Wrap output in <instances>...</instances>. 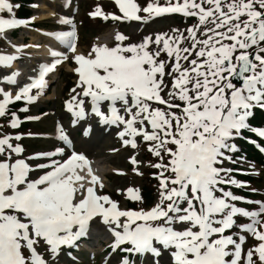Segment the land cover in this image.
I'll return each mask as SVG.
<instances>
[{
    "label": "snow or ice",
    "instance_id": "obj_1",
    "mask_svg": "<svg viewBox=\"0 0 264 264\" xmlns=\"http://www.w3.org/2000/svg\"><path fill=\"white\" fill-rule=\"evenodd\" d=\"M113 3L120 15L96 6L90 18L146 24L179 14L197 23L184 32L173 29L132 44L117 33L115 46L94 44L85 54L78 52L73 20L61 17L58 23L71 30L47 35L66 52L49 49L52 62L41 64L22 87L18 71L0 75V85L14 86H0V120L12 130L40 120L21 119L18 113L27 114L29 107L13 111V106L33 104L47 87L46 76L72 53L77 80L65 102L71 127L91 114L101 126L119 129L123 147L147 144L157 158L150 166L158 170L153 174L158 202L150 209H121L117 201L98 194L103 184L59 122L54 135L61 146L50 151L25 154V134H0V264H53L64 248L78 246L97 218L113 238V252L159 257V245L170 251L172 264H264V201L235 194L232 188L248 185L223 166L236 162L229 154L240 150L235 141L245 131L264 139V129L249 123L256 109L264 110V0ZM19 7L0 0V38L31 23L15 17ZM13 47V54L0 53V69H11L19 59L23 48ZM91 130L89 125L82 133L87 137ZM128 159L133 171L143 175L141 162ZM126 198L143 203L139 189L128 188ZM241 217L248 222L238 223ZM249 239L254 243L248 245Z\"/></svg>",
    "mask_w": 264,
    "mask_h": 264
},
{
    "label": "rangeland",
    "instance_id": "obj_2",
    "mask_svg": "<svg viewBox=\"0 0 264 264\" xmlns=\"http://www.w3.org/2000/svg\"><path fill=\"white\" fill-rule=\"evenodd\" d=\"M60 2L61 0H31V4H34L35 6L40 7L43 5L45 8H48L49 6L53 8V12L55 14L53 13L54 15L52 16V19L49 20L47 24L45 23L40 24L42 26L49 28L50 27L58 28V25L56 24L58 21L57 14H66L71 16L73 15L72 10L78 9L75 18L76 19L75 27L78 34V47L85 54L90 50V48L94 44L97 45L102 44L110 47L115 42V35H116L115 32L117 31L118 28H120L121 30H119L117 33L123 34L126 37H128V40L125 41V43L132 44V43H139L144 39V37L154 36L157 33L171 34L173 29H179L181 32H184L185 29L192 27L194 24L197 23L195 18L183 17L179 14H172L169 16H165L163 18H155L150 23H146V24L141 21L139 22L128 21L129 22L128 25H123V24L117 25L111 23L110 24L105 23L102 25V23L94 21V23L96 24L92 26V24H90V21L89 20L86 21V19L84 18V14H85L84 11L86 10V8L87 7L89 8L91 6L92 7L100 6L102 7L104 12H107V14L115 13L116 15H120L118 9L116 8L112 0H68V2H70L68 13L66 12L59 13L56 11V7L58 6V4H60ZM137 2L141 6H145L149 2V0H137ZM16 4H18V2ZM33 6H31V10H29L31 14L33 15L39 14L41 9L37 10ZM141 15L144 14L141 13ZM30 20H34V18H31ZM63 27L67 28L69 26L65 25ZM24 35H27L28 39L22 41L20 37H23ZM30 35L32 34H30L29 32L24 33L22 31H18L15 34H13L12 38L8 37L7 34L5 35L4 38H0V53L13 54L14 53L13 46L23 48V52L18 54L19 59L16 62V64L17 63L21 64V71H23L22 74L20 75L21 78L20 80H24V78H26L27 75H29V73L33 71L32 69L33 63L37 61L36 58H39L41 56V51L40 49L37 48L39 47V41L41 38L36 37L34 35H32L34 37L32 38L30 37ZM29 43L34 44L33 48L35 50L28 46ZM116 43L117 42H115L113 45L115 46ZM79 48L78 50H80ZM64 52H66V49L64 50ZM67 56L68 59L65 62H63L57 69L58 78L56 77L55 80H53L48 95L43 97V99H41L40 102L28 105L30 109L28 114L30 116H39L41 117V119L37 121H32L29 125L22 124L20 130L19 129L12 130L7 127L4 120H0V134H22L29 132L39 134L36 138L26 137L22 141V144L26 149L25 154H31L40 151H50L57 146H61V143H59L58 140L54 138L55 137L54 129L57 125V122L61 123L65 128V130L69 132L70 137L74 143L75 151L87 155L88 157H91L90 159H93L91 161L92 163L91 167L93 173L100 179L101 183L103 184V188L102 189L100 188L101 192H98V194L109 196L112 200L117 201L119 203L120 208L123 209L126 207V203L129 202L127 201L129 199L126 198V190L128 188L139 189L142 185L146 183V178L153 177L152 174H154L158 170L152 168L150 165L152 163H156L157 158L154 157L147 150V148L143 150L142 146H140V143L138 149L135 150L131 148L123 147L122 142L120 141L118 136H116L112 140L104 141V143H102V145L99 146L100 148H98L104 151L105 153H107V156L109 157L97 156L93 158V155H95L94 154L95 151L97 152L98 150L94 149L90 151L89 147L92 144V142H94L96 139L99 138L98 133L93 132L94 131L93 129L91 130L90 135L85 137L82 133V129L87 128L89 125L91 126L92 129L96 125L98 130L99 129H102V131L106 130L105 134H111L112 132H115L117 128L116 127L108 128L98 125L99 123L97 121V118H95L91 114H89V116L84 121H82L77 127L75 128L71 127V123H70L71 119L68 118V115L65 113L66 112L65 102L69 100L72 95L71 89L75 86L77 77L73 72V68H75L76 66L72 61V53L67 52ZM161 58H166V57L162 56ZM8 70L10 71V69H0V75L5 74ZM71 71L73 72V74ZM4 87H6V90H12L14 86L4 85ZM16 104L19 107L20 105L19 102H17ZM16 108L17 107L14 105L12 110L14 111ZM39 108H43L44 110V113L42 115H39V112H37ZM262 112H264V110H262ZM44 134L50 136L53 139L49 138L48 141L41 140L45 138L43 137ZM140 142L144 143L143 141ZM96 143L100 145V143L98 142ZM144 151L150 154L148 161L146 160L143 161L142 153H144ZM132 156H135L137 160L141 162L139 171L142 172L143 175H137L133 171V165L129 163V159H128L129 157ZM237 164L239 165H235V163H229L228 161H225L223 166L226 168L233 169L234 172L236 170H240L243 172L242 174L247 173L246 175H250V177H248L250 178V181L246 183L248 187L241 189L245 191L244 194L249 195L248 196L249 198H247L248 200L264 201V165H255L252 164L251 162L245 163L243 161H239V163ZM117 170L123 172L124 175H120V177L113 175L112 171H115L117 173ZM102 176L104 177L107 176V179L102 178ZM118 178H120V180L116 181V179ZM253 189H255V191H253ZM151 201L152 202H150V204H147L145 206L140 204L141 206L139 207L144 209H150L151 207H153L158 202V192L152 196ZM238 206L244 207L248 210H254L257 207L255 204H239ZM237 222L247 223L248 221L245 218L241 217L238 218ZM99 223L100 222L98 218L91 222L90 230L87 233V236L90 237V242L84 239L85 242L83 246L80 247L78 245L75 248H71L72 250H74V252H71L70 258L66 255V253L67 250H71V249L64 248L60 256L57 258V261L53 262V264H117L119 261L120 264H122L123 259L119 258V255H117L118 250L115 254L114 252L111 253L109 252V254H106L108 250L107 249L106 251L104 250L103 253L101 252L96 255H91L94 252L96 253L100 251L98 245L94 246L96 240L101 242L108 241L109 236H107V230L105 228V225ZM253 243L254 241H252L251 239L248 240V245H251ZM248 245H246L245 248H247ZM83 247L87 248L90 254L84 253L83 250L80 251L81 248ZM157 247L161 251V255L159 257H154L151 254H144V255L131 254L127 256V258L132 259L131 256L133 255L134 257L136 256L137 260L133 257L134 263L131 264H168L167 261H169L168 255L171 254L170 251L167 249H163V247L159 245ZM41 252L45 254L47 258V253L45 248H42Z\"/></svg>",
    "mask_w": 264,
    "mask_h": 264
},
{
    "label": "trees",
    "instance_id": "obj_3",
    "mask_svg": "<svg viewBox=\"0 0 264 264\" xmlns=\"http://www.w3.org/2000/svg\"><path fill=\"white\" fill-rule=\"evenodd\" d=\"M16 13L18 15L27 16L28 10L25 9L24 7L20 6V8H18V10H17ZM251 118L252 119L250 120V122L252 124H254V125L256 124V125H259V126L264 127V115L263 114H261L260 112H258V111L255 110L254 115ZM235 143L238 145V147H239L240 150L238 152H236L235 154H231V153L229 154V155H232L233 156V159L234 158H237V157H242V159L245 158V160L253 161V162L259 163V164H261L263 162V160L259 157V155L257 154V152H254V150L251 147H249L248 145L244 144L239 139H237L235 141ZM143 156L146 157L147 160H149V156H147L146 154L143 155ZM235 178H236V176H235ZM238 179L239 180H242V181H244V180H250V178H247V177L245 178L243 176H239ZM157 186H158V182H157L156 179H154L153 177L152 178H147L146 185H143L139 189L140 192H141V195L143 197V203H139V204H141V205L150 204L152 195H153V193H155V191H156L155 189L157 188ZM231 190L235 194L240 195L242 197H245L246 198V196H247V194H244L245 192L242 191V190L235 189V188H232ZM139 204H136V205H131L130 204V205L136 207Z\"/></svg>",
    "mask_w": 264,
    "mask_h": 264
},
{
    "label": "bare ground",
    "instance_id": "obj_4",
    "mask_svg": "<svg viewBox=\"0 0 264 264\" xmlns=\"http://www.w3.org/2000/svg\"><path fill=\"white\" fill-rule=\"evenodd\" d=\"M48 6V5H47ZM40 7H42V8H45L43 5L42 6H40ZM50 7V6H49ZM53 9V8H52ZM52 9L51 8H46V10H41L40 11V13L39 14H35V15H32L31 17H29V18H32L33 16H36V18H42V17H49V15H52V13H53V11H52ZM58 9V6L56 7V10ZM55 14V13H54ZM4 18H9V17H4ZM41 32H42V30L41 29H39ZM44 33H48V31L47 30H44L43 31ZM51 33V32H50ZM30 37H32L31 35H30ZM33 38V37H32ZM34 40V39H33ZM34 42V41H33ZM45 42L46 43H50V42H52V39L51 40H49V39H46L45 40ZM46 43H41L40 44V48L42 49V52H44L45 53V51L43 50V48H45L46 46H47V44ZM57 44H59L58 42H56ZM19 45V44H18ZM33 43H29L28 44V46L29 47H31V48H33ZM22 46V45H21ZM55 48V47H54ZM14 49V48H13ZM29 49V48H28ZM34 49V48H33ZM35 50V49H34ZM78 52H80V53H82V50H78ZM38 53V52H37ZM47 53V52H46ZM40 56V55H39ZM33 57V56H32ZM20 64H16V63H13V66H12V69L10 70V72H12V71H15V70H17L18 71V69H20ZM23 72V71H22ZM11 74V73H10ZM9 74V75H10ZM24 74H25V71H24ZM98 125H100V124H98ZM101 126V125H100ZM115 128V127H114ZM94 129V131L93 132H95V133H98V136H99V138L98 139H96L94 142H92V144L90 145V151L91 150H94V149H97L98 151L96 152L95 151V155H93V158L94 157H97V156H101V157H109V156H107V153H105L104 151H102L101 149H98V148H100L99 146H101L102 145V143H104V141H108V140H112V139H114L117 135H116V133L119 131V129H117L115 132H112L111 134H105L106 133V130L105 131H102V129H97V127H96V125L92 128V130ZM108 129V128H107ZM112 130H114V129H112ZM102 131V132H101ZM55 138V137H54ZM59 143H61L60 141H58ZM96 142H98V143H100V145L99 144H97ZM107 143V142H106ZM88 159H90L91 157H88L87 155H85ZM109 159H111V158H109ZM107 160H108V158H107ZM113 175H115V176H117V177H120V175L119 174H117V173H115V172H113L112 173ZM81 175H85V173H81ZM105 178L107 179V176H105ZM87 179V178H86ZM120 180V178H118V179H116V181H119ZM87 186V185H86ZM97 191L98 192H101V189L98 187L97 188Z\"/></svg>",
    "mask_w": 264,
    "mask_h": 264
},
{
    "label": "water",
    "instance_id": "obj_5",
    "mask_svg": "<svg viewBox=\"0 0 264 264\" xmlns=\"http://www.w3.org/2000/svg\"><path fill=\"white\" fill-rule=\"evenodd\" d=\"M237 83H239V82H237Z\"/></svg>",
    "mask_w": 264,
    "mask_h": 264
}]
</instances>
